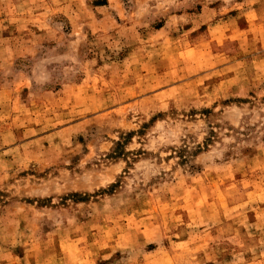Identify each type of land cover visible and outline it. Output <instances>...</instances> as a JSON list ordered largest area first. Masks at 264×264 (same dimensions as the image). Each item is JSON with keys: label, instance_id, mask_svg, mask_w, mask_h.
Listing matches in <instances>:
<instances>
[{"label": "rangeland", "instance_id": "rangeland-1", "mask_svg": "<svg viewBox=\"0 0 264 264\" xmlns=\"http://www.w3.org/2000/svg\"><path fill=\"white\" fill-rule=\"evenodd\" d=\"M0 264H264V0H0Z\"/></svg>", "mask_w": 264, "mask_h": 264}]
</instances>
